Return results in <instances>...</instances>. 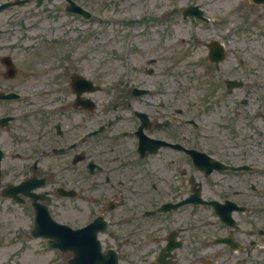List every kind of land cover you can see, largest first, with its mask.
Returning a JSON list of instances; mask_svg holds the SVG:
<instances>
[{"label": "flooded vegetation", "instance_id": "af4514ba", "mask_svg": "<svg viewBox=\"0 0 264 264\" xmlns=\"http://www.w3.org/2000/svg\"><path fill=\"white\" fill-rule=\"evenodd\" d=\"M223 39L229 44L226 35ZM257 57L261 63L254 65L247 55L233 60L226 55L216 71L225 79L256 78L234 89L252 83L256 91L264 87V55ZM214 68L204 55L196 75L189 78L203 96L219 88ZM147 69H134L118 94L107 93L104 102L101 88L83 91L77 98L51 91L49 108L38 109L33 122L0 127L4 148H22L13 130L18 137L33 132L32 137L45 140L40 156L34 149L16 156L17 165L7 168L15 169L9 171L10 183L18 184L28 175L44 178L38 188L51 196L44 202L53 212L60 207L55 202L66 203L67 196L55 193L58 187L78 190V226L85 225L91 213L92 218L106 216L112 201L113 210L121 214L112 218L116 231L102 234L101 241L105 249L117 251L120 264H264V151L245 150V136L229 135L231 145L220 147L210 134H198V107L183 103L182 92L173 86L150 89L149 75L156 70ZM18 88L20 81L0 86L7 92ZM138 88L143 90L136 94ZM140 136L143 151L138 150ZM194 149L237 168L206 173L199 169ZM199 192L214 203H199ZM125 203L129 209L123 208ZM215 205L222 206V217ZM199 207H206V213L199 214ZM155 208L158 211L151 214ZM142 238L148 239L145 246Z\"/></svg>", "mask_w": 264, "mask_h": 264}, {"label": "rangeland", "instance_id": "374dc122", "mask_svg": "<svg viewBox=\"0 0 264 264\" xmlns=\"http://www.w3.org/2000/svg\"><path fill=\"white\" fill-rule=\"evenodd\" d=\"M30 1L29 6H20L18 9L28 11L31 8V12L27 14V17L30 20L46 19L50 27L49 31L41 32L35 30L31 33L33 45L42 40V43H39L38 46L35 44L37 49L35 48L32 54L29 52L30 47H25L24 44L20 49L16 47V49H9L7 52L13 54L18 70V76L16 78L21 80L23 83L22 87L26 89H31L41 83V81L26 80L28 77L26 74L33 70V67L27 63V60L35 56L33 60L40 61L39 57L43 53L48 52L47 46H49V55L84 52L89 56H97L103 59L104 56L111 55V49L114 46L117 52L122 54L124 46L126 45L127 35L133 33L134 41L138 44V48L135 49L136 53L142 54L145 52L142 43H149L150 38H153L154 43H156L155 52L157 55L166 52L168 50L165 46L166 40L172 42L180 35L189 39L186 29L178 30L180 27H187L190 33L199 31V26L195 25V22L192 24L190 21L185 22L178 16L181 14V8L191 2L201 3L206 8V12L210 17H216L218 23L221 26L224 25V27L222 26L224 32L228 28L234 34L235 41L232 42V45L237 50L234 54H246L250 62L254 65H256L259 59L257 56L264 54V35L261 37L255 29L248 31L249 28H242L244 18L246 20L248 19V21L264 22V18L260 20L257 17L263 10L253 6L242 8L241 0H79L94 11L95 14L101 12V16L107 21L102 22L100 26H98L94 19L87 21L80 18H72L73 15L64 11L63 0ZM40 2H45L44 6L49 5V11H43L47 8H42ZM143 12H147V15L142 19L141 13ZM4 13L7 12L4 11ZM133 17L137 18V23L131 21ZM3 20L0 19V26L4 23ZM142 23L145 26V31L134 30L136 26L138 29H141ZM213 24L216 23H212L209 26H213ZM200 29V34L204 36L201 40L208 39L209 36L216 37L218 34L216 27L206 30L200 26ZM205 33L208 35L206 36ZM219 34H222V32ZM260 40L262 43L261 48L258 46ZM188 41L186 40V42ZM186 42L183 45L186 46ZM175 46L177 47V43H175ZM189 51L192 53L194 50L189 49ZM176 52L178 53V50ZM200 52L201 50L197 53ZM193 53L192 55L196 57V52L194 51ZM229 54L231 55V60H233V53L231 52ZM91 62L95 65L97 60ZM258 63L261 62L258 61ZM107 64L104 69L105 71H103L105 75H113L115 71L121 68L117 60H113ZM157 66L160 69V73H158L156 79L161 78L162 80L165 75L163 71L166 67H170V61L162 60ZM39 68L43 69L44 67ZM3 79L4 77H1V82H3ZM5 80L6 84L9 81L11 82V79ZM154 80L153 78V82ZM48 81L46 79L45 83H48ZM187 82L189 86L183 94L182 102L186 103L187 101H191L195 104L193 107L208 105L206 99L202 101L203 96L193 87L194 85L191 80ZM221 90L219 88L215 92L216 95L213 96L212 104L208 105L210 107L205 111V125L202 127V133L213 134L215 136L216 145L223 144L222 141L224 140L221 141V139L225 138L228 134L229 127L227 123L229 121L231 105H227L233 98V96L218 94ZM199 96L202 99L201 101L197 98ZM238 97L240 98L241 96L239 95ZM259 98H263L261 107L264 111L263 91L262 93L258 92V94L250 98L251 106L249 108L252 111L250 115L256 112L257 109L254 107L257 106V99ZM16 106L21 105L17 103ZM240 112L242 115L240 116L239 125L241 128H249L247 115H244L245 109L241 107ZM263 124L258 122L257 127L261 126L264 128ZM238 128L240 129V127ZM243 132L245 133L246 129ZM8 177L10 175H4V178L7 179ZM77 202H67L65 207H59L60 211L58 213L60 217L71 221H78L79 211L76 208L78 207ZM26 212H29L28 207L18 205L10 199H0V264H62L63 255L57 250L49 249L48 251L44 248V239L32 238L30 235L21 236L22 232L27 231L28 233L31 229V222Z\"/></svg>", "mask_w": 264, "mask_h": 264}, {"label": "bare ground", "instance_id": "6f19581e", "mask_svg": "<svg viewBox=\"0 0 264 264\" xmlns=\"http://www.w3.org/2000/svg\"><path fill=\"white\" fill-rule=\"evenodd\" d=\"M41 25H44L43 23H41Z\"/></svg>", "mask_w": 264, "mask_h": 264}]
</instances>
